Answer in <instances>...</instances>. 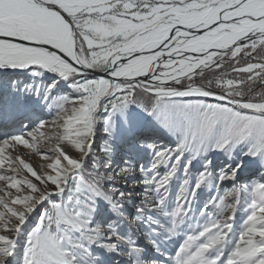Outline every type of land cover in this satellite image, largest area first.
I'll return each instance as SVG.
<instances>
[{
	"label": "snow or ice",
	"instance_id": "6c2138e0",
	"mask_svg": "<svg viewBox=\"0 0 264 264\" xmlns=\"http://www.w3.org/2000/svg\"><path fill=\"white\" fill-rule=\"evenodd\" d=\"M0 264H264V0H0Z\"/></svg>",
	"mask_w": 264,
	"mask_h": 264
},
{
	"label": "rangeland",
	"instance_id": "374dc122",
	"mask_svg": "<svg viewBox=\"0 0 264 264\" xmlns=\"http://www.w3.org/2000/svg\"><path fill=\"white\" fill-rule=\"evenodd\" d=\"M21 154L23 155L25 161L30 163L38 173L41 171V165L47 163V161L42 160L41 157L35 154H28L23 150H21Z\"/></svg>",
	"mask_w": 264,
	"mask_h": 264
},
{
	"label": "bare ground",
	"instance_id": "6f19581e",
	"mask_svg": "<svg viewBox=\"0 0 264 264\" xmlns=\"http://www.w3.org/2000/svg\"><path fill=\"white\" fill-rule=\"evenodd\" d=\"M52 143H54V141H53V142H50V144H52ZM50 144H43V145L41 146V150H42V151L47 150V148L50 146Z\"/></svg>",
	"mask_w": 264,
	"mask_h": 264
}]
</instances>
